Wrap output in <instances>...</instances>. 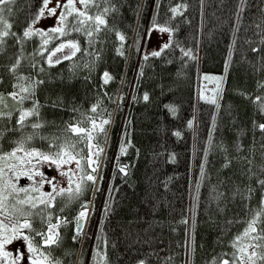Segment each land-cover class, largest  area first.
Returning <instances> with one entry per match:
<instances>
[{
	"label": "trees",
	"instance_id": "1",
	"mask_svg": "<svg viewBox=\"0 0 264 264\" xmlns=\"http://www.w3.org/2000/svg\"><path fill=\"white\" fill-rule=\"evenodd\" d=\"M42 5L43 0H14L7 6L11 13H4L16 35L5 38L0 51V111L12 113L0 118V152L33 134L37 117L23 128L16 124L19 109L31 108L33 99L43 127L28 146L41 151L49 150L54 137L63 142L70 136L65 128L86 116L112 120L108 161L118 150L128 172L114 176L94 244L100 256L89 264H184L187 242V264H218L246 226L228 222L250 218L246 205L257 209L264 191L258 183L264 179V132L258 127L264 114L255 102L258 96L264 102V0H156L154 6L153 0H110L101 4L115 9L106 17L108 27L91 42L72 31L69 16L67 36L33 35L19 43ZM154 24L170 30L169 47L159 57L141 53L147 27ZM44 39L50 40L47 50L41 48ZM68 40L81 51L49 66L48 50ZM18 58L19 67L10 72ZM199 71L222 78L216 103L195 100ZM21 76L27 79L19 81ZM34 80L43 83L23 105L8 95L17 91L13 85ZM122 142L130 145L123 154ZM249 188L251 199L245 200ZM87 263L88 256L80 259Z\"/></svg>",
	"mask_w": 264,
	"mask_h": 264
},
{
	"label": "snow or ice",
	"instance_id": "2",
	"mask_svg": "<svg viewBox=\"0 0 264 264\" xmlns=\"http://www.w3.org/2000/svg\"><path fill=\"white\" fill-rule=\"evenodd\" d=\"M14 0H0V51L3 50L5 38L15 36L16 33L11 32L12 24L8 22L5 17V11L11 13V8L7 7ZM50 0H43V7L40 8L38 14L31 21L28 28L23 32V38H17L19 43H23L24 39H30L33 35L48 36L51 33H57L59 36H67L69 34L66 31V21L69 16H74V23L72 31L83 33L86 35L90 42L94 35L100 33L104 28L108 27L106 17L112 11H115L111 7H103L101 4H109L110 0H79L81 8H77L76 0H67V3L63 5L61 14L57 17L58 27H53L47 32L36 29L33 30L34 25L47 11L48 15H55V8H49L48 5ZM57 8L61 5L57 0ZM95 8L97 11L93 14L91 10ZM172 13L175 15L178 13V8H172ZM157 27L160 32L170 31L167 27L153 25ZM117 37L123 41L124 36L117 32ZM53 39L58 37H52ZM50 43L49 39H44L41 45L42 49H46V46ZM169 44L165 43L159 51H153L151 55L153 57H159L164 49L168 48ZM65 48L71 49L70 54L64 55L63 59L71 60L77 52L81 51V47L77 41L68 40L66 43H60L52 50H48L47 63L52 66L53 63H60V59L53 60V57L57 52H63ZM119 54H123L120 49H117ZM256 51V49H253ZM41 51L39 55H43ZM184 55L189 56V52H185ZM148 57L146 56L145 59ZM20 65V59L18 58L10 68L9 71L15 73ZM43 71V69H40ZM27 78L18 77L19 81H24ZM104 83H108L111 79L109 73L103 74ZM217 81V89L220 88V82L222 78H210ZM43 83V81L34 80L27 84L17 83L13 85V91L8 95L16 101L17 104L23 105L25 100L33 99L35 95V87L37 84ZM264 87V85H260ZM147 94L144 95V100H148ZM5 97L0 94V104H4ZM261 97H256L258 103V110L264 114V102H261ZM210 102L216 103L215 99ZM7 105L5 104V107ZM39 104L33 99V106L29 109L21 107L19 109V115L16 120V124L23 128L29 118L35 116L38 121L32 123L30 126L34 130L32 135L22 138L19 141H15V147L8 152H0V257L12 258L10 252L5 251V246L12 243L14 240L23 239L28 252L29 264H60L59 261H53L50 253L41 251V248H48L53 245L60 243L61 237L58 229L61 224L66 223L61 219H57V223L51 222V214L47 211L53 207L54 201L57 197H63L70 204L73 201L78 200L86 191L88 184L95 185L97 181V173L101 165V155L104 152V148L99 143L101 136H106L107 125L111 123L110 119H98L97 116H86L82 120H77L74 124H69L65 128V133H71V136H67L63 142H59V137H54L49 140V150L47 152L41 151L35 147H29V142L33 139L34 135L38 133L35 130L43 127L42 123L39 122ZM99 105H93L91 108L92 113H97ZM174 111V109H171ZM11 112L0 111V118L8 117L11 118ZM110 116V114H109ZM256 122L254 121V124ZM85 124H90V127H86ZM261 132H264V123L258 124ZM3 138V133L0 132V139ZM41 139H48L41 137ZM79 144H84L87 148V154L84 155L83 149L77 150ZM130 146V145H128ZM122 142L120 152L123 154L127 151V147ZM23 153V155H18ZM91 171H86L84 164ZM75 162L76 170L69 169L64 170L63 166ZM48 164L49 167L55 166L61 176L68 178V188H58L55 178L48 179L44 173L40 172L37 165ZM230 161L226 162L224 167H228ZM251 164V161H249ZM121 172L126 173V168H121ZM264 172V167L261 168ZM11 173L13 177L17 179L20 176H27L32 184L28 187H18L11 178H8V174ZM40 177L39 181L35 180V177ZM78 179H74L77 177ZM102 179V177H100ZM48 183L52 187L51 192H42L41 188L44 183ZM260 188L264 189V179L258 181ZM95 191H99L98 188ZM239 192V190H238ZM248 195L242 196L245 200L251 199L253 189H247ZM38 193V195H33ZM223 195V194H220ZM235 195V194H234ZM43 206V207H40ZM67 206V204L65 205ZM109 206L106 204V209ZM246 208L251 212L250 218L244 221H229L228 223L243 222L245 227L242 232L238 233L230 242L232 248L231 254H224L221 257L218 264H264V191H262L259 207L257 209H251L250 206L246 205ZM38 211H33L37 210ZM64 209L61 208V211ZM89 205L84 203L80 206V211L76 216V236L73 239H77L83 233L84 221L88 218ZM39 216L42 223L48 225L46 232L37 231L33 228L32 219ZM21 218L22 222H21ZM6 221H8L6 223ZM187 223V221H182ZM24 230H27L28 234H25ZM35 232L36 235L41 236L43 244L37 246L34 237L31 233ZM100 256L98 251H94V259ZM23 259V253L17 250V254L11 259V264H19ZM101 259H104L101 257ZM143 264V261H141Z\"/></svg>",
	"mask_w": 264,
	"mask_h": 264
},
{
	"label": "flooded vegetation",
	"instance_id": "3",
	"mask_svg": "<svg viewBox=\"0 0 264 264\" xmlns=\"http://www.w3.org/2000/svg\"><path fill=\"white\" fill-rule=\"evenodd\" d=\"M41 170L43 171L48 179L51 178V170L49 168H45L41 166ZM36 181H39L40 178L36 177ZM21 181H24V179H21ZM47 186V187H46ZM42 192H51L52 188L50 184L44 183L43 187L41 188ZM33 195H38V193H35ZM88 198L86 196V193L83 194L78 200L73 201L72 203H68L67 200L63 197H57L56 201H54L53 207L48 209L47 211L51 214V222L53 224L57 223V219H61L63 221H66V223L61 224L60 228L58 229L61 240L58 245H53L48 248H41V251H44L45 253H50L51 258L53 261H56L57 259L60 260L61 264H69L70 258L75 255L76 249H77V242L81 238L80 236L77 239H73L74 236H76V216L78 212L80 211L81 204L87 203ZM67 204V206H65ZM43 207V206H40ZM61 208L64 210L61 211ZM33 211H38L33 210ZM95 213V209L92 210V216L89 218L87 225L85 226L84 237L81 238L82 240V247L78 251V254L83 255V242L87 239L89 236V228L91 227L93 223V215ZM21 218V222H22ZM8 221H6L7 223ZM33 228L37 231L46 232L48 225L46 223H42L39 216L34 217L32 219ZM25 234L27 233V230H24ZM31 235L34 237L35 243L37 246H41L43 244V240L41 236H38L35 234V232L31 233ZM17 250H20L21 253H23V259L19 262V264H29L28 261V252L26 249V245L23 239L14 240L12 243L5 246V251L10 252L12 254V258H14L17 254ZM69 251V253H67ZM12 258H3L0 257V264H11Z\"/></svg>",
	"mask_w": 264,
	"mask_h": 264
},
{
	"label": "rangeland",
	"instance_id": "4",
	"mask_svg": "<svg viewBox=\"0 0 264 264\" xmlns=\"http://www.w3.org/2000/svg\"><path fill=\"white\" fill-rule=\"evenodd\" d=\"M59 3L61 5L60 8H57V0H50V3L48 5L49 8H55V15H48L47 11H45L44 15L34 24L32 25L33 30L39 29L42 31H47L53 27H58L60 25H58L57 23V17L60 16L61 14V10L64 4L67 3V0H59ZM78 9L81 8V5L79 3V0H76V5H75ZM43 7V5H42ZM29 26V25H28ZM28 28V27H27ZM169 29V28H168ZM170 31H168L169 33ZM166 38V34L165 32H160L158 30L155 31V28H150L149 33L147 31V39H146V46L148 44L152 45V43L156 44V45H160L158 48L152 47L150 46L147 50V47L145 46V50H147L148 54H151L153 51H158L160 50V48L165 44L169 42V39ZM62 42V43H66ZM164 42V43H163ZM71 49L65 48L63 50V52H57L56 55L53 57V60L55 61L56 59H63L64 55H68L70 54ZM48 56V54H47ZM47 56H46V61H47ZM54 64V63H53ZM205 77H210V78H221L220 76H211V75H205V76H200L199 78H197V82H196V93L198 95H201L202 93H207V92H211V91H215L214 89L211 88V85L213 83H217V81L215 79H205ZM221 83V82H220ZM86 127H90V124H88V126ZM83 149V153L84 155L87 154V148L84 146V144H79L78 145V149L80 150ZM106 157V156H105ZM105 157H103V153L101 155V168L102 166H104L105 163ZM64 170L67 171L66 168L72 169V170H76V164L75 162H72L70 164H66L63 166ZM102 170V169H101ZM8 178H11L13 180V182H15L16 184H21L22 182L19 181L16 177H13L11 175V173L8 174ZM78 178V176L76 177ZM29 183L32 184V181L30 180ZM69 187L68 181L65 187ZM67 187V188H68ZM98 187V185H97ZM188 241V238H187ZM187 246L185 245V256L188 257L189 256V242H187ZM187 264V258L185 260Z\"/></svg>",
	"mask_w": 264,
	"mask_h": 264
},
{
	"label": "bare ground",
	"instance_id": "5",
	"mask_svg": "<svg viewBox=\"0 0 264 264\" xmlns=\"http://www.w3.org/2000/svg\"><path fill=\"white\" fill-rule=\"evenodd\" d=\"M190 230V229H189ZM190 233V232H189Z\"/></svg>",
	"mask_w": 264,
	"mask_h": 264
}]
</instances>
